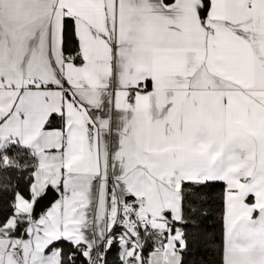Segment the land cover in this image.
I'll list each match as a JSON object with an SVG mask.
<instances>
[{
  "label": "snow or ice",
  "instance_id": "obj_1",
  "mask_svg": "<svg viewBox=\"0 0 264 264\" xmlns=\"http://www.w3.org/2000/svg\"><path fill=\"white\" fill-rule=\"evenodd\" d=\"M0 264H264V0H0Z\"/></svg>",
  "mask_w": 264,
  "mask_h": 264
},
{
  "label": "trees",
  "instance_id": "obj_2",
  "mask_svg": "<svg viewBox=\"0 0 264 264\" xmlns=\"http://www.w3.org/2000/svg\"><path fill=\"white\" fill-rule=\"evenodd\" d=\"M209 225L211 227V229L217 233H219L221 231V223L218 221V219L215 218V216L213 217L212 220H210L209 222Z\"/></svg>",
  "mask_w": 264,
  "mask_h": 264
}]
</instances>
